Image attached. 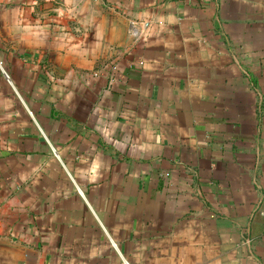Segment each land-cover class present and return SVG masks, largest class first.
Masks as SVG:
<instances>
[{"label": "crops", "instance_id": "0c3cea01", "mask_svg": "<svg viewBox=\"0 0 264 264\" xmlns=\"http://www.w3.org/2000/svg\"><path fill=\"white\" fill-rule=\"evenodd\" d=\"M0 264H264V0H0Z\"/></svg>", "mask_w": 264, "mask_h": 264}, {"label": "built area", "instance_id": "2783aa9c", "mask_svg": "<svg viewBox=\"0 0 264 264\" xmlns=\"http://www.w3.org/2000/svg\"><path fill=\"white\" fill-rule=\"evenodd\" d=\"M5 74L9 77V75H8V73L7 72H5Z\"/></svg>", "mask_w": 264, "mask_h": 264}]
</instances>
